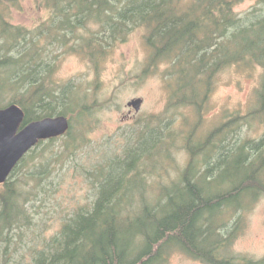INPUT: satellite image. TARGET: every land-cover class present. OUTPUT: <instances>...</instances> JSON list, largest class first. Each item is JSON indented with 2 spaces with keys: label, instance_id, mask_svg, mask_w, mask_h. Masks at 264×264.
I'll list each match as a JSON object with an SVG mask.
<instances>
[{
  "label": "trees",
  "instance_id": "16d2710c",
  "mask_svg": "<svg viewBox=\"0 0 264 264\" xmlns=\"http://www.w3.org/2000/svg\"><path fill=\"white\" fill-rule=\"evenodd\" d=\"M18 1L0 0V4ZM39 1L51 12L34 28L13 25L0 13V103L9 95L8 104H18L25 112L22 125L66 116L65 135L72 141L66 146L79 145L72 137L74 122L83 124L91 104L79 85L54 81L57 58L47 46L66 47L96 61L134 28L145 29L150 65L167 63L177 102L199 106V98L224 67H259L257 108L247 116L264 123V0H257L242 16L234 8L245 0ZM77 32L82 35L76 36ZM186 91L191 97H185ZM73 112L76 117H71ZM239 117L232 114L203 137L185 138L187 160L179 178L156 188L154 197L148 194L153 187L145 174L152 173L149 169L160 163L163 153L169 155V146L157 127L141 130L122 153L108 157L96 172H88L95 183L91 207L73 210L56 236L25 256V264H155L169 246L208 264H237L218 252L232 238L224 234L223 219L264 193V133L255 139L238 137ZM28 153L0 184V254L4 256L11 232L34 225L29 203L35 194L23 192L11 180L31 157ZM43 173L33 171L28 177L37 179ZM136 178L139 185H134ZM239 264H264V258Z\"/></svg>",
  "mask_w": 264,
  "mask_h": 264
},
{
  "label": "rangeland",
  "instance_id": "374dc122",
  "mask_svg": "<svg viewBox=\"0 0 264 264\" xmlns=\"http://www.w3.org/2000/svg\"><path fill=\"white\" fill-rule=\"evenodd\" d=\"M188 1L182 0L183 3ZM256 2L245 0L234 11L242 16ZM50 12L39 0L0 4V13L10 23L25 28L44 23ZM94 27L97 28L93 25L92 29ZM82 33L77 32L76 36ZM144 36V28H134L123 41L96 61L70 52L66 47L47 46L57 58L52 74L54 81L79 85L87 94L86 100L92 111L83 124L79 123L80 120L74 122L72 137L80 141L79 145L66 146L72 142H68L66 135L53 142L44 141L29 151L31 157L11 179L16 180L23 192L35 194L29 203L34 225L11 232L9 251L6 256L0 254V264H25V256L43 248L46 240L56 236L73 210L80 206L91 207L95 183L88 172H96L95 168L108 157L122 153L124 147L132 144L147 126L157 127L169 146V155L163 153L160 163L148 167L152 173L145 174L147 184L153 187L148 192L150 197L155 196L156 188L179 178L187 160L183 145L188 136L193 139L203 137L235 113L240 114L236 121L240 126L235 132L238 137L255 139L264 133L261 119L256 117L253 120V116H247L257 108L256 96L261 79L259 67H224L211 80L210 89L202 100L199 98V106L183 100L177 102L172 97L168 65L161 61L158 65H150ZM190 93L186 91L185 97H191ZM9 98L5 95L0 107L7 106ZM135 98L142 99L138 111L127 106ZM76 114L71 113V117ZM38 170L44 173L37 175L38 178L35 176L37 179L28 177ZM134 185H139L137 178ZM132 191L134 199L138 200L137 191ZM134 205L139 209L141 203ZM224 222V234H232V238L221 245L220 256L229 257L237 264L264 258V193L237 214L227 213ZM162 257L155 264H208L176 246L165 247Z\"/></svg>",
  "mask_w": 264,
  "mask_h": 264
},
{
  "label": "water",
  "instance_id": "95a60500",
  "mask_svg": "<svg viewBox=\"0 0 264 264\" xmlns=\"http://www.w3.org/2000/svg\"><path fill=\"white\" fill-rule=\"evenodd\" d=\"M141 98L127 103L138 111ZM24 110L15 103L0 107V184L4 183L20 160L39 141L57 138L66 134L69 120L66 116H47L22 125Z\"/></svg>",
  "mask_w": 264,
  "mask_h": 264
}]
</instances>
